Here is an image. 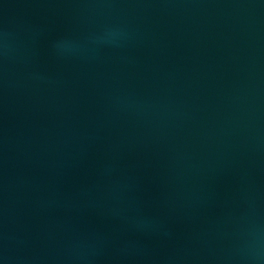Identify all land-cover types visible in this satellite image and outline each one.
Wrapping results in <instances>:
<instances>
[{
    "label": "water",
    "instance_id": "water-1",
    "mask_svg": "<svg viewBox=\"0 0 264 264\" xmlns=\"http://www.w3.org/2000/svg\"><path fill=\"white\" fill-rule=\"evenodd\" d=\"M0 264H264V0H0Z\"/></svg>",
    "mask_w": 264,
    "mask_h": 264
}]
</instances>
